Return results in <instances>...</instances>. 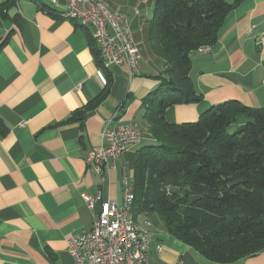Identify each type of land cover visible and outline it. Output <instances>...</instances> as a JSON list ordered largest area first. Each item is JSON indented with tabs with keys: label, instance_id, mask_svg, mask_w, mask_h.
<instances>
[{
	"label": "crops",
	"instance_id": "0c3cea01",
	"mask_svg": "<svg viewBox=\"0 0 264 264\" xmlns=\"http://www.w3.org/2000/svg\"><path fill=\"white\" fill-rule=\"evenodd\" d=\"M56 1L16 0L0 10V264H73L67 239L90 230L101 211V201L90 209L82 194L101 192L121 204L122 177L134 181L137 151L152 141L142 99L160 84L164 62L150 48L141 7L150 16L153 1L105 0L131 21L143 55L133 76L126 64L100 65L88 36L93 28L64 18L67 0ZM191 60L190 77L203 100L168 107L169 122H196L232 100L264 108V0L236 5L216 43L208 52L194 51ZM108 72L109 93L84 122L69 121L105 90ZM128 123L143 138L111 161L102 185L87 155L102 145L105 127ZM145 218L153 223L151 264H264V251L232 263L209 260L173 237L160 219L150 214L139 220Z\"/></svg>",
	"mask_w": 264,
	"mask_h": 264
},
{
	"label": "trees",
	"instance_id": "16d2710c",
	"mask_svg": "<svg viewBox=\"0 0 264 264\" xmlns=\"http://www.w3.org/2000/svg\"><path fill=\"white\" fill-rule=\"evenodd\" d=\"M154 3L149 45L164 62L157 88L142 99L152 141L137 151L134 215L157 214L176 239L207 259L232 263L264 251V108L237 100L212 106L196 122L171 123L168 107L198 103L191 54L218 39L226 16L242 1L150 0ZM6 0L0 10L14 6ZM98 63L101 51L88 33ZM105 90L69 121L84 122ZM237 125L234 132L229 129Z\"/></svg>",
	"mask_w": 264,
	"mask_h": 264
},
{
	"label": "built area",
	"instance_id": "2783aa9c",
	"mask_svg": "<svg viewBox=\"0 0 264 264\" xmlns=\"http://www.w3.org/2000/svg\"><path fill=\"white\" fill-rule=\"evenodd\" d=\"M57 4L56 0H52ZM67 11L79 14L89 21L94 33L99 36L98 47H103L105 57L112 66L126 64L133 76L140 70V58L137 53V41L134 37L129 17L121 11H111L110 6L98 8L91 0H67ZM199 50L208 52L210 46ZM264 86V80H263ZM117 126H127V133H117ZM114 127H105L102 133L103 142L98 148L89 151L86 161L100 177V183H107L106 168L111 161L118 159V152H125L143 137L140 128L128 123ZM123 201L104 199L100 192L96 196L82 194L83 200L90 209L101 201V211L94 220L90 230L82 234L71 235L67 239V250L73 258V264H147V249H151L154 232L141 229L137 242L129 241L130 226H124L127 194V175L122 177ZM161 252L162 246H158Z\"/></svg>",
	"mask_w": 264,
	"mask_h": 264
},
{
	"label": "bare ground",
	"instance_id": "6f19581e",
	"mask_svg": "<svg viewBox=\"0 0 264 264\" xmlns=\"http://www.w3.org/2000/svg\"><path fill=\"white\" fill-rule=\"evenodd\" d=\"M92 4H95L98 8H106V6H110L109 3L105 0H91ZM111 11H114L111 9ZM62 16L64 18H70L74 20H79L83 25L90 26L89 21L84 20L82 17L79 16V14L75 12L70 11H64L62 13ZM91 27V26H90ZM93 37L97 44L99 45V36L97 33H94L93 30ZM101 51V57L104 63V66L106 69L110 68L112 65L105 57V50L103 47H99ZM137 53L139 54L140 63L143 58L142 52L140 48L138 47L137 43ZM117 133H127V126H117ZM142 133V131H141ZM143 137H137L136 142L142 140ZM135 142V143H136ZM123 154V152H118V158ZM136 200V190L133 185V183L129 180V177L127 176V194H126V205H125V219H124V226H130L129 229V241L130 242H137L139 240V231L141 229H151V224L153 226V223L149 218H145L142 221H139V219L135 218L134 215V205ZM150 249H147V255H146V262L147 264H151L150 262Z\"/></svg>",
	"mask_w": 264,
	"mask_h": 264
},
{
	"label": "rangeland",
	"instance_id": "374dc122",
	"mask_svg": "<svg viewBox=\"0 0 264 264\" xmlns=\"http://www.w3.org/2000/svg\"><path fill=\"white\" fill-rule=\"evenodd\" d=\"M110 5V4H109ZM112 9V8H111ZM113 10V9H112ZM125 11H128V9H124ZM115 11V10H114ZM141 11H142V15L145 16L147 18V20L143 21V24H146L148 29H150V27L152 26V19H153V12H154V8L151 11L150 16L147 15V13H149L148 9H145L144 7H141ZM142 19V17H141ZM238 128L237 125L232 126L229 131L230 132H234L236 129ZM134 177V176H133ZM153 216H155L156 218L160 219L159 216L157 214H152ZM142 221V220H139ZM162 222V221H161Z\"/></svg>",
	"mask_w": 264,
	"mask_h": 264
}]
</instances>
